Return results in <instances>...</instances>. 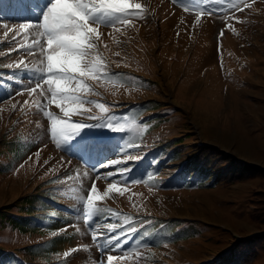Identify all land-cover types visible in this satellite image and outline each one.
Listing matches in <instances>:
<instances>
[{"label": "rangeland", "instance_id": "1", "mask_svg": "<svg viewBox=\"0 0 264 264\" xmlns=\"http://www.w3.org/2000/svg\"><path fill=\"white\" fill-rule=\"evenodd\" d=\"M0 79V211L64 219L6 217L4 248L54 264H198L264 231V0H0ZM206 142L237 168L162 186ZM161 151L158 174L130 179ZM37 194L55 202L30 205ZM155 218L182 224L160 245L116 242ZM43 242L34 258L27 246Z\"/></svg>", "mask_w": 264, "mask_h": 264}, {"label": "trees", "instance_id": "2", "mask_svg": "<svg viewBox=\"0 0 264 264\" xmlns=\"http://www.w3.org/2000/svg\"><path fill=\"white\" fill-rule=\"evenodd\" d=\"M2 92L0 87V93ZM161 146L154 148L153 151L158 150ZM176 150V149H175ZM162 151L156 153V157H146L143 161H138L137 164L133 167L131 171H129L128 175L130 179H137L136 176H140L139 179L146 178L148 172H152V175L158 174L159 170L165 166L162 162L160 156ZM170 159L175 160L180 153L177 151L169 152ZM237 161L230 153H226L223 151L218 145L213 143H204L196 145V148H193V153L190 154L184 161L180 162L179 169L167 180L164 181L162 186L168 187H193V186H205L209 185L211 182H215L213 180L222 179V174L226 170V168H237ZM246 168L244 166L241 167V170ZM237 171V170H236ZM246 173V174H245ZM243 172L242 174H237L235 176H253L258 175L255 171L251 172ZM230 182L233 181L232 178H227ZM226 178H224V181ZM34 197L27 198L28 203L33 205L36 201H41L42 204L48 206V202L51 200L55 202L54 199H49L47 202V196L45 194H37L33 195ZM54 210V209H51ZM5 212V213H3ZM10 210L0 211V220L5 219L6 217H10ZM52 212V211H51ZM264 214V211L261 214ZM43 214V213H40ZM25 216L22 211L20 214ZM18 216V215H17ZM260 215H256L253 217V220L258 221V217ZM12 217V216H11ZM21 217H12L11 220L18 225H22V227L28 226H38V227H54L61 224L63 218L60 215L54 214L53 212L47 213L43 215L33 214L31 216L32 220H20ZM135 221L129 223L128 225L120 228L118 233H123L117 239L116 242L120 243L122 247L133 249L136 246H141L144 244L151 245H160L164 240L171 238V236H175V232L173 229H176L177 226L182 224L181 218H173V219H162L155 218L148 220L142 226H140L137 230H133L131 233H124L125 229H128L131 225L136 224ZM143 220V218L141 219ZM264 221V217H263ZM33 225H31V224ZM183 228L180 233L185 236H189V233H186ZM150 233V234H149ZM251 233L242 234V235H233L231 239V244L228 248L218 252L220 255L210 257L207 260H204L198 264H253L257 254L261 248L264 246V231L259 234H255L250 236ZM117 243V244H118ZM116 244V245H117ZM46 245V246H45ZM115 245V246H116ZM27 249L30 253L33 254V257H39L42 250L51 249V245L48 242H43L39 244H32L27 246ZM20 253L17 250L6 249L0 245V264H54L51 263L49 259L47 261H39L38 259L28 258L25 255L17 254Z\"/></svg>", "mask_w": 264, "mask_h": 264}, {"label": "snow or ice", "instance_id": "3", "mask_svg": "<svg viewBox=\"0 0 264 264\" xmlns=\"http://www.w3.org/2000/svg\"><path fill=\"white\" fill-rule=\"evenodd\" d=\"M77 129H79L81 126L79 125H76ZM93 196H95V193H93Z\"/></svg>", "mask_w": 264, "mask_h": 264}]
</instances>
